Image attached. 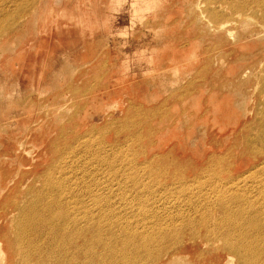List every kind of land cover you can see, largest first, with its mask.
<instances>
[{"label": "rangeland", "instance_id": "1", "mask_svg": "<svg viewBox=\"0 0 264 264\" xmlns=\"http://www.w3.org/2000/svg\"><path fill=\"white\" fill-rule=\"evenodd\" d=\"M193 1L121 0L122 4L110 11L99 1L95 6L105 11L97 26L102 30H88L79 23L80 29L74 32L78 22L71 23L69 16L77 18L76 0H0V45L6 51L0 57V175L4 174L0 235L12 236L7 217L13 213L14 203L20 204L31 190L41 188L39 174L51 164L57 147L67 144L76 149L80 165L92 173L85 180L97 181V187L112 196L116 215L111 218H127L125 227L148 232L153 207L158 206L169 217L177 206L173 199H162L140 208L138 201L145 198L143 186L154 179L144 159L135 156L139 148L152 145L148 157L158 170L190 174L182 164L173 169L170 160L204 163L212 150L211 140L223 143L222 150L234 141L242 123L254 119L264 103L256 67L247 69L243 77H238V68L264 55V27L254 19L231 29L228 37L208 32L204 22L196 19ZM81 11L77 8L75 12ZM221 37L228 42L216 47ZM232 48L238 53H233L229 62L219 66L211 61L210 68L202 71L215 49ZM229 66L235 70L231 67L229 71ZM194 77L198 83L194 85L202 87L198 98L189 101L182 90L175 89ZM124 117L139 120L132 127L141 133L137 137L140 146L128 136L129 129L121 128ZM103 125L101 133L92 130ZM73 135L78 138L71 139ZM99 142L103 150L98 148ZM85 144L91 145L90 153L84 152ZM91 154L118 160L100 165ZM69 156L60 155L77 162ZM3 179L0 177V182ZM119 189H124L122 196ZM143 215L145 220L137 221ZM9 246L0 238L1 264L31 263ZM103 250L89 264L121 263L120 254ZM62 255L52 253L36 259L55 264Z\"/></svg>", "mask_w": 264, "mask_h": 264}, {"label": "bare ground", "instance_id": "2", "mask_svg": "<svg viewBox=\"0 0 264 264\" xmlns=\"http://www.w3.org/2000/svg\"><path fill=\"white\" fill-rule=\"evenodd\" d=\"M99 1L109 11L122 4L121 0H76L75 11L77 8L82 11L78 14L74 11L77 18L69 16L71 23L72 20L78 22L74 32L80 29L79 23L88 30H102L97 26L101 13L105 11L95 6ZM192 4L197 10L196 19L204 22L208 32L224 33L228 37L231 29L240 25L244 27L254 19L261 22L260 27H264V0H195ZM106 22L107 19L104 24ZM226 37H221L216 47L220 43L226 45ZM238 38L237 42L241 41L242 36ZM235 51V48L215 49L202 71L210 68L211 61L212 65L216 61L219 66L225 61L229 62L230 56L238 53ZM5 52L0 45V57L3 58ZM241 57L245 58V55ZM251 60L238 68V77L246 75L247 69L256 67L258 91L263 96L264 55ZM231 67L226 68L235 70V66ZM196 79L194 77L187 83L179 84L175 92L182 90L189 101L197 99L202 86L194 85L198 84L194 82ZM217 93L220 98L224 97V94ZM227 94L230 95L229 92ZM262 105L254 119L240 125L230 145L219 150L223 143L211 140L209 146L212 150L204 163L170 160L174 163L173 169H178L175 164H182L181 167L188 169L190 174H168L163 169L158 170L152 158L148 157L152 145L144 150L139 148L135 156L144 159L145 168L154 179L152 184L143 186L145 198L141 197L138 201L140 208L144 209L149 203L162 199H173L177 206L169 217L158 206L153 207L148 232H142L139 227L138 230L132 226L125 227L127 218L121 221L111 218L116 215L112 196L104 194L102 188L97 187V181L85 180L92 173L80 165L76 149L72 144H67L57 147L51 164L39 174L41 188L31 190L29 197L20 201V204L14 203L13 213L7 217L12 236L6 237L4 234L0 238L20 251L24 261L31 260L30 264H42L36 256L45 259L52 253L63 254L56 259L55 264H89L93 258L100 257L103 249L114 256L120 254V264H130V259L135 260L133 264H264V103ZM138 121L124 117L121 119V128L129 129L131 134L128 136L140 146L142 141L137 137L141 133L132 127ZM92 130L101 133L105 127L97 126ZM76 138L77 135L71 137ZM113 142L116 143V140ZM102 145L100 143L98 148L103 150ZM90 146H83L85 153H90ZM68 153L71 155L69 157L76 158V163L60 157ZM108 156L92 155L100 165L117 162V157ZM169 168L170 165L167 166ZM78 173L81 175L78 176ZM117 173L119 171L113 175ZM3 176L1 173L2 179ZM3 182L4 179L0 182V189L4 186ZM119 193L122 196L124 189ZM145 216L139 217L137 221L143 222ZM123 244L125 247L120 249Z\"/></svg>", "mask_w": 264, "mask_h": 264}]
</instances>
